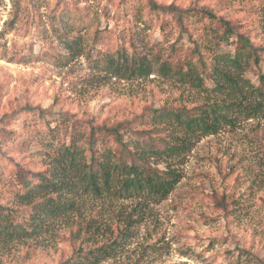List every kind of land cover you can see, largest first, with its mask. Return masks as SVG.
Wrapping results in <instances>:
<instances>
[{"label": "rangeland", "instance_id": "1", "mask_svg": "<svg viewBox=\"0 0 264 264\" xmlns=\"http://www.w3.org/2000/svg\"><path fill=\"white\" fill-rule=\"evenodd\" d=\"M154 1L204 7L236 22L264 48V0ZM144 3L130 0L125 9L120 0H0V203L19 206L21 217H28V204L19 202L10 180L15 171L48 166L56 122L63 130L105 121L125 125L147 110L193 108L225 97L211 80L201 88L161 71L163 61L192 53V35L177 25L162 31ZM216 48L234 52L235 45L216 40ZM261 60L246 72L256 85ZM138 61L149 63L151 72L131 73ZM261 106L229 113L219 131L170 159L182 178L166 199L140 207L137 199L77 197L64 215L36 222L33 235L0 237V264H77L79 252L106 243L109 252L99 251L97 264H264ZM134 207L142 214L127 225ZM124 226L129 233L121 235Z\"/></svg>", "mask_w": 264, "mask_h": 264}, {"label": "trees", "instance_id": "2", "mask_svg": "<svg viewBox=\"0 0 264 264\" xmlns=\"http://www.w3.org/2000/svg\"><path fill=\"white\" fill-rule=\"evenodd\" d=\"M120 1L126 9L130 0ZM131 1L145 2L148 16L161 20L162 31L177 25L179 30L192 35V53H183L177 62L163 61L161 71L201 88L211 80L213 91L225 97L193 108L169 105L151 109L148 114L147 110L125 125L105 121L87 128L75 126L63 130L61 123L56 122L50 126L55 135H52L53 151L48 153V166L28 174L15 171L10 180V188L19 202L28 204V217L19 215L24 211L19 206L7 208L0 203V237L33 235L39 228L36 222L64 215L75 207L77 197L137 199L136 206L140 207L160 202L182 178L176 168L170 167V159L184 156L194 141L219 131L222 122L229 121V113H239L244 108L253 110L252 107L260 105L264 109V71L259 73L257 85L246 76L248 67L252 63L259 65L264 58V48L253 45L246 29L204 7L180 9L154 0ZM233 37L236 40H231ZM216 40L234 44V52L212 50ZM150 66L138 61L130 72L149 74ZM254 98L262 100L255 105ZM2 144L0 138V147ZM62 192L66 193L63 198L52 195ZM37 196L44 199L35 200ZM137 208L128 214L127 225L140 219L142 213ZM127 229L122 227L120 234H128ZM109 245L79 252L83 258L77 264H86L85 261L97 264L103 255L101 252H109Z\"/></svg>", "mask_w": 264, "mask_h": 264}]
</instances>
